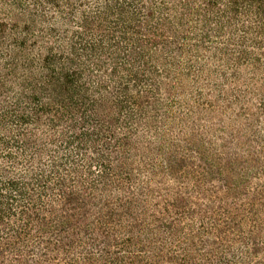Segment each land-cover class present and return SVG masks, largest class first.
I'll return each mask as SVG.
<instances>
[{"label":"trees","instance_id":"16d2710c","mask_svg":"<svg viewBox=\"0 0 264 264\" xmlns=\"http://www.w3.org/2000/svg\"><path fill=\"white\" fill-rule=\"evenodd\" d=\"M0 264H264V0H0Z\"/></svg>","mask_w":264,"mask_h":264}]
</instances>
